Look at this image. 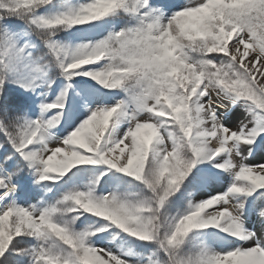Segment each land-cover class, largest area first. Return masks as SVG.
<instances>
[{"label":"snow or ice","instance_id":"snow-or-ice-1","mask_svg":"<svg viewBox=\"0 0 264 264\" xmlns=\"http://www.w3.org/2000/svg\"><path fill=\"white\" fill-rule=\"evenodd\" d=\"M0 264H264V0H0Z\"/></svg>","mask_w":264,"mask_h":264}]
</instances>
